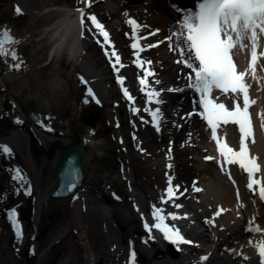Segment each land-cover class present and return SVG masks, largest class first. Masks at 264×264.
Segmentation results:
<instances>
[{
	"label": "rangeland",
	"instance_id": "rangeland-1",
	"mask_svg": "<svg viewBox=\"0 0 264 264\" xmlns=\"http://www.w3.org/2000/svg\"><path fill=\"white\" fill-rule=\"evenodd\" d=\"M44 1L51 0H0V26L10 23L15 29L13 39L19 37L22 19L35 12L33 31L22 39L27 43L21 45L19 42L14 47L23 61L22 69L34 62V67L28 66L29 71L25 76L28 84L21 80V91L18 96H14L10 84L3 82L0 77V95L4 97L3 117L0 118V145H7L12 150L10 156L0 152V161H4L9 166L8 169H21L26 177L25 185L30 183L31 186V195L26 196L21 192L5 203L0 202V264H130L132 252L135 256L131 258V264L182 262V257L178 258L172 252L169 255L166 253L161 240L152 235L153 232L152 238H149V233L143 227L144 221L132 202L133 194L138 193L144 210L140 213L151 224L152 205L162 207L164 214L169 213L172 207V201L163 204L160 202L168 184V176L173 178V186H180L178 193H183L180 198L177 197L178 200L186 203L200 199L198 195L193 197L191 194L193 181L196 184L199 181L198 168L205 166L206 171L211 170L213 173L210 178L216 175L217 163L214 160H206L205 164L198 161L201 153L203 154L199 142L206 140V137L200 129L199 116L190 117L188 123V119H185L189 108L187 97L181 96L177 101L181 103L185 100L187 106L179 104L176 116H173V111L169 112L172 117L168 116L164 108H159L164 116L159 132L152 128L149 116L144 111L151 104H145L147 97L140 91L137 77L144 76L143 68L147 67L154 75L146 78L149 86L146 91L166 90L169 80H176V76L166 78L163 73L167 64L165 62H175L177 54L173 53L171 56L166 42L162 48L164 53L155 47L144 50L139 60L151 63H144L139 69L133 68L130 38L126 35L128 28L116 24L125 21L123 11L127 7L120 6L122 0L113 1L109 5L105 3L108 0H102L96 5L93 8L94 14L99 13L96 17L109 30L112 45L124 65L118 74L125 78L123 87L134 98L133 101H128L121 91V85L116 81L117 73L113 71L109 57L105 55L107 46H101L103 37L99 36L96 29L91 32L85 30L81 38L82 49L74 67L64 52L55 53L50 58L49 52L57 37L52 36L53 29L45 31L44 28L60 16L58 17L55 9L38 12ZM62 2L72 7L81 4L77 0ZM17 7L22 14H17ZM87 12L93 14L91 10ZM86 24L90 27V21L86 20ZM149 33L141 34L145 37ZM147 44L149 43L142 39L141 45ZM125 53L128 54V61L123 60L122 55ZM114 59L113 57L112 60ZM55 62L58 63L56 69ZM11 63L10 59V65ZM176 67L178 64L174 66L173 73ZM9 68L14 70L10 66ZM180 70L185 73L188 69L181 67ZM2 74L3 66L0 63V75ZM81 77L87 84L81 83ZM156 80L160 83L156 84ZM88 88L94 93L95 99L88 97V103H83ZM37 91L53 103L50 110L56 118L68 121L69 132L63 136L55 131L46 132L45 138L40 134L43 153L35 156L30 151L26 127L32 122L26 112L41 101ZM31 93V99L24 102L22 98ZM160 96L163 103L170 101L164 92ZM51 97L57 99V102H53ZM132 107L138 111L131 112ZM167 110L171 108L168 107ZM180 112L183 114H179ZM16 117L23 123H15ZM256 122L260 125L263 120L257 117ZM60 127L64 126L60 124ZM89 128L94 131V138L103 144L104 151H90V161L84 169L82 185L73 195L61 199L56 209L45 210L43 197L54 184L56 165L63 146L78 140ZM178 130L184 133L178 136ZM174 134L179 137L174 146L175 153L172 152L170 139ZM51 151L49 156L46 152ZM167 154L174 157L170 160L174 161L171 168H165L162 160L157 163V159ZM8 169L4 163L0 164V192L1 178L9 175ZM217 181L215 184L220 185ZM128 188H132V192ZM10 206L16 208L22 226L23 236L20 241L16 240L14 230L3 215V211L10 209ZM121 210L123 215L119 214ZM206 210L207 204L201 202L195 208L194 216H201ZM192 226V223L186 225L185 232L197 235ZM27 244L32 245L31 253L25 252Z\"/></svg>",
	"mask_w": 264,
	"mask_h": 264
},
{
	"label": "snow or ice",
	"instance_id": "snow-or-ice-1",
	"mask_svg": "<svg viewBox=\"0 0 264 264\" xmlns=\"http://www.w3.org/2000/svg\"><path fill=\"white\" fill-rule=\"evenodd\" d=\"M78 3H82L84 6L75 9L78 13V22L80 28V37L83 38L85 30L91 32L92 28L86 24V20L90 21L94 26L100 37H103L101 46L106 47L105 55L109 57V62L112 64L113 71L117 73L116 81L121 85V91L128 99L133 101V97L129 94L127 88L123 87L124 77L119 75L120 68L124 67L121 63V57L114 49L109 37V33L105 30L104 26L98 21L94 14L87 12L94 2V0H77ZM173 12L175 13L176 20L179 22L180 30L171 31L165 40L168 42L170 51L178 55L175 63L183 65L184 68L189 71L185 75L187 84L185 88H168L167 91L181 92L190 90L198 96V100H193V111H196L197 105L199 108L198 115L206 121L207 127L211 130V139L215 141L216 152L222 159H217L216 163L221 166V171L228 174L229 180L232 179L231 175L227 172L228 165H238L243 172L247 173V188L252 190L256 185L259 193V197L264 201V184L261 181L255 179L253 174L258 171V165L256 158L250 157L246 147V138H251L253 135L251 122L248 113V107L250 104L248 95V84L245 82L246 74L251 75L254 79L259 80L260 77L255 75L254 64L257 60V47L258 41L261 37H264V0H193V6L186 12L181 13V10L176 5H172ZM18 15L22 14L19 7L16 8ZM127 15V13H125ZM131 26V44L130 48L133 49V56L139 59V53L144 51L145 48H152L163 43V41H157L156 44L140 45L139 39H146V37H138V29L141 25L136 20L129 18L126 21ZM159 32V29L155 32H150L148 35L154 36ZM126 35H128L126 33ZM249 43L246 45L244 41ZM8 45L17 43L9 34L8 30H3L0 33V57H5L12 60L10 67L14 70H21L24 66L22 59L18 56L16 50ZM98 43H101L99 40ZM239 47L241 49L248 48L250 51V59L248 61L247 68L243 71L237 70L234 64L232 51L234 48ZM111 48L109 51L108 49ZM259 56L264 57V51L259 53ZM115 58L114 61L112 58ZM137 68H140L142 64L151 62L140 61L137 63L133 61ZM119 65V67H117ZM144 76H138L137 79L140 84V91L144 92L147 99L145 104L155 103L157 107L155 109L151 107H145L144 111L151 116V123L159 132V123L161 120V112L159 105L163 101L159 98L164 89L156 91L155 89L147 90L148 84L146 78L154 75L149 68H143ZM82 84H87V81L80 78ZM156 84L160 81L156 80ZM214 90H218L221 94L227 95L231 99V106H226L224 103H217L211 97V93ZM88 97L95 99V95L90 88L87 89L85 99L83 103H88ZM242 98L243 105L238 102ZM99 103L98 100H96ZM131 112L136 113L137 108L132 107ZM193 113H188L187 117L190 118ZM46 119H51L49 115ZM143 119V118H142ZM45 127L48 131H52L49 125L44 124L40 119L36 121ZM232 123L238 127L239 131V148L235 150L227 143L223 142L221 138L217 137L216 129L221 123ZM17 124L23 123L19 119L15 121ZM135 138V137H134ZM0 152L6 156L12 154V150L7 145H0ZM205 160H211L213 157L205 156ZM69 167L66 169L67 175L71 177L66 182V190L71 192L76 187V181L79 177L80 169L75 166L74 159L68 160ZM171 168L172 165H168ZM10 179L14 182V192L19 195L23 192L24 195H31L30 183L25 185L26 177L18 167L9 168ZM167 175V174H166ZM168 184L163 190V194L160 197V202L163 204L166 201H173L174 207L180 209V204L174 203V198L183 193H178L179 185L173 186L172 177L168 176ZM233 183H235L233 181ZM196 182L193 181V191H200L195 186ZM185 191H187L185 189ZM56 195H60L59 192ZM237 199L239 195L237 194ZM135 206V205H134ZM139 211V209H137ZM222 209L217 207V211L213 213V217L217 216ZM239 215V213H237ZM152 223L145 221L143 214H141V220L144 221L143 227L149 238L153 229L158 230L163 234V238L177 247L180 244H192L193 241L185 239L181 234L180 229L176 227L174 223H168L166 220L170 217L172 221H176L182 218H187V213L183 217L179 216L176 212H169L167 216L164 215V209L152 205L151 207ZM7 220L9 221L17 241H20L23 236L22 226L18 219V213L15 207L7 211ZM208 225H213L214 220L205 219L204 221ZM223 227V226H221ZM245 231H261L258 225H255L253 221H249ZM251 244V241H249ZM229 252L233 249H226ZM255 250L259 258V264H264V242H257L255 244ZM135 256L132 252L131 258ZM207 259L206 256L199 258V264ZM247 259V257H245ZM198 264V262H193Z\"/></svg>",
	"mask_w": 264,
	"mask_h": 264
},
{
	"label": "bare ground",
	"instance_id": "bare-ground-1",
	"mask_svg": "<svg viewBox=\"0 0 264 264\" xmlns=\"http://www.w3.org/2000/svg\"><path fill=\"white\" fill-rule=\"evenodd\" d=\"M62 1L63 0H51L47 2L44 1L40 7L41 11L39 9L38 12L52 11L54 9L58 12V17L60 16V18H58L53 23L46 25L44 28L45 31L47 29H53L51 34L52 36L57 37V39L53 41L52 44L53 47L49 52V56L51 58L54 55L59 54V52L61 54H63L64 52V55H66V57L69 58L70 61H72V67H74V62L77 60L82 49V44H81L82 39L80 37L78 13L75 12V9L79 7H83L84 5L81 3L78 7H72L66 3L64 4ZM113 1H117V0H108L105 3L106 5H109ZM122 1L123 4L125 5L126 4L129 5L132 3V0H122ZM100 2L103 1L94 0L91 7L87 10H91L93 11L92 13H94L93 8L96 5L98 6ZM192 6H193V2H190L188 8ZM23 10L26 11V9ZM145 17L146 19H145V24L142 25L143 27H147L146 25L150 26L152 28V32H155V30L159 29V32L156 35L154 36L147 35L146 40L150 42L152 39H154V43L156 44L157 41H162L163 39H165V37L167 36L166 35L167 31L165 32V28H166L165 23L171 22L167 13L163 12L162 9L159 8V6H157V8H152L151 17L150 16H145ZM34 18H35V12H32L28 14L25 19H22L21 32L19 34V37L15 38V41H17V43L12 45L7 44L6 47L13 48V46L15 47V45L18 44L19 42H21V45L27 43L25 42L26 40H22V39L27 37L33 31L32 22ZM103 20L106 21V19L104 18ZM106 25H108V23H106ZM5 29L8 30V34L10 36L14 35L13 33H15V29L12 28L10 23L6 22L3 25H1L0 33H2L3 30ZM244 43L247 45L249 42L245 40ZM156 48L162 51V53H164V50L162 49L164 48V43L158 44ZM246 49L247 48H244V50ZM263 50L264 49L262 47H257L258 55H257V60L255 61L254 64L255 75L257 77H260V79L259 80L254 79L249 74H246L245 77V82L249 86L248 87V95L250 100L249 107L250 110H252V118L254 120H256L257 117H262V118L264 117V57L259 56V53ZM173 53L174 52L170 53L171 56ZM122 57L123 60L128 61L127 53L122 55ZM176 57L178 58V55ZM237 57H238V62L236 61L237 69L239 71L245 70L247 68L248 61L250 59V51L248 50L247 53H244L243 55L238 54ZM0 63L3 66V74L0 75L2 81L10 84L13 95L18 96V92L21 91L20 81L24 80V83L28 84V79L25 78V76L29 71L28 66L29 68L34 67V62L33 63L30 62V65L28 64L26 69H21L19 71L11 70L9 68L10 57L8 58L0 57ZM40 63H42V61ZM165 63L167 64L165 69L163 70V73L165 74L166 78L169 79L176 76L175 78L176 80L173 81L169 80L168 82L169 85H167L168 87L166 89L185 88L187 81L184 77L187 74V72L184 73V71L180 70V68L183 67V65L178 64V67H176V70H174L173 73V68L174 66H177V63L171 61V63L168 64V60H166ZM257 63H259V65ZM56 64L58 63L55 62L54 69H56L57 67ZM170 74H172L173 76H171ZM252 81H257L259 86L256 85L253 87L251 83ZM214 91H215L214 92L215 96H218L220 98V100L218 101L219 103H223L222 101L223 98L224 104L226 106H231V99L229 96L221 94L218 90H214ZM37 92L40 95L41 101L36 103L37 105H35V108H33V110L43 115L44 113L51 111V114L49 115L55 117L53 111L50 110L53 107L52 106L53 103L49 101L46 97H44L41 93H39V91ZM166 94L170 101H168L167 103H162L158 107L161 109L164 108L168 116L171 115L169 112L172 111V108H176L179 104H181L184 107L187 106L185 104L186 102L185 100L184 102L181 101V103L177 102L180 100L181 96L187 97L188 98V99L186 98L187 102L191 101L190 106L192 108H190V110L193 109V100L194 99L197 100L196 94L187 89L181 92L168 91V93ZM31 95L32 93L27 96H24L22 100L24 102L30 100ZM51 99L53 102L54 100L57 102V99H54L52 97ZM240 101H242V98ZM3 102H4V97L3 95H0V114L4 110ZM152 106L151 108L153 109L157 107L155 103H152ZM168 107H170L171 110H167ZM197 109L198 108H196V110ZM190 120L191 118H188L187 123ZM149 121H151V116ZM163 123L164 121L163 119H161L159 126L160 125L162 126ZM66 124H67L66 126H68V121L66 122ZM261 128L264 129V122H262ZM235 129H236L235 125L234 128L232 129L228 128V134L231 141L232 139L233 140L237 139V137L234 134ZM65 130L66 132L69 131L68 128ZM252 132H253L252 141L249 138L248 143L250 144V148L253 156L256 158L257 165L260 166L259 172L258 171L255 172L253 176L255 179L260 180L261 184H264V178H263L264 175V137L263 136L264 135L261 136V134L258 131V128L255 125L252 126ZM182 133H184L182 130H178V133L176 134L180 136L182 135ZM151 134L153 133L151 132ZM176 134H174V136L170 138L172 139L171 147H172V152L174 153H175L174 146L176 144L177 139H179V137ZM42 136L43 138H45L46 135L42 134ZM82 137L83 136H81L78 140L74 141V143H80L85 149L86 151L85 168H87L88 163L90 161L91 152L97 151L101 153L102 151H104V146L99 139L94 138L95 136L91 130H88V132L85 133V137H84L85 140ZM151 141H153L152 138ZM203 144L205 146H209L208 140L204 141ZM209 156L211 157L214 156L212 151L209 152ZM171 158L174 157H171L170 154H167L166 156L157 159V163L162 160V163L164 164L165 168H168L167 166L169 164L174 166V161L173 162L170 161ZM198 161L202 164L206 163L205 160L201 158ZM232 168H234V170H232ZM215 169H216V175L212 176V178H210V176L212 175L213 172H210L211 170L206 171L205 166L197 169L200 172L199 181L197 183L200 191L198 194H196L198 195V197H200L199 200L188 201L186 202V206L184 207L182 203H177L179 201L177 196L174 198V203L180 204L182 206L180 209H176L172 201L173 208L171 209L170 212H176L181 217H183L184 214L187 213V218H182L176 221H172L171 218L169 217V220L171 223H174L176 227L180 229V232L185 237V239L191 240L193 241V243L180 244L177 247V245H174L171 242L165 240L163 238V234L156 229L152 230L153 232L152 235H156L161 240L160 243H162V245L164 246V250L167 251L166 252L167 254L168 253L170 254L172 252L173 254H175L176 257L178 258L182 257L183 261L175 264H193L194 261L198 262L199 264V258L201 256L207 257V259L203 262V264H259V258L255 250V244L257 242H264V201L260 199L256 185L253 186L252 190L247 188L246 186L247 173L243 172V170L236 171L234 165H228L227 172L232 177V179L229 180L228 174H226L224 171H221L220 165H217ZM216 181L217 183H220V185L215 184ZM233 181L235 183H233ZM128 189L130 192H132L133 190L132 188H128ZM237 194L239 195V199H237ZM133 196H134V199L132 200L133 206L135 205V208L139 209V211L137 210L139 214H142L140 212H144V210L141 204V199L138 196V193L133 194ZM201 202L207 204V210L205 211L204 215L200 213L201 216L195 217L194 210L197 206H200ZM156 206L158 207V205ZM218 206L220 209H222V211H220V213L217 216L213 217V213L217 211ZM237 213H239V215H237ZM119 214L123 215V210H121ZM206 218L214 220V224L213 225L206 224L204 222ZM249 221H253L255 225H258L261 231H245V228L248 226ZM190 223H192L193 231L197 235H192L190 233H187V231L185 232L183 230L184 229L183 226ZM199 227H201V229ZM249 241H251V244L249 243ZM182 246L183 248H181ZM226 249H233L234 251L229 252ZM160 254L162 255V252H160ZM245 257H247V259H245Z\"/></svg>",
	"mask_w": 264,
	"mask_h": 264
},
{
	"label": "water",
	"instance_id": "water-1",
	"mask_svg": "<svg viewBox=\"0 0 264 264\" xmlns=\"http://www.w3.org/2000/svg\"><path fill=\"white\" fill-rule=\"evenodd\" d=\"M31 116L33 119L37 120V116ZM31 151L34 154H39V139L37 137H34L31 135ZM85 140V138H83ZM49 156L51 152H48ZM72 158L75 161V166L80 169L79 177L76 181V187L71 191L68 192L66 190V182L71 179L69 175L66 173V169L69 167L68 160ZM86 159V151L83 148V146L80 143H72L69 145H66L62 148L60 154H59V161L56 167L55 171V184L54 186L49 190V192L46 193L44 196V207L45 210H53L56 209L61 199L67 197L72 192L75 191V189L82 183L84 180V167H85V160ZM11 179H4L2 180V193H1V199L3 201H6L7 198L12 197V193L14 192V187L12 185ZM59 192L60 195H56V193ZM30 246H26L25 252L29 250Z\"/></svg>",
	"mask_w": 264,
	"mask_h": 264
},
{
	"label": "flooded vegetation",
	"instance_id": "flooded-vegetation-1",
	"mask_svg": "<svg viewBox=\"0 0 264 264\" xmlns=\"http://www.w3.org/2000/svg\"><path fill=\"white\" fill-rule=\"evenodd\" d=\"M3 117V116H2ZM54 124H52L51 123V129H52V131H55V132H57L58 134H59V130L57 129V125L56 126H54L55 128H53L52 126H53ZM28 126L29 125H27V128H28ZM51 132V131H50ZM30 145H31V141H30ZM41 153H43V150H42V152ZM47 154H49L48 152H46ZM45 153V154H46ZM51 154H52V151H51V153H50V156H51ZM5 160V159H4ZM6 161V160H5ZM4 163V165H5V168L7 169L9 166L4 162V161H1V163L0 164H3ZM0 202L1 203H4V202H2V200L0 199ZM11 207L12 206H10V209H11ZM9 209V208H8ZM3 215H4V217H5V219L7 220V213L5 212V210L3 211ZM8 221V220H7ZM9 222V221H8ZM18 255V254H17Z\"/></svg>",
	"mask_w": 264,
	"mask_h": 264
},
{
	"label": "trees",
	"instance_id": "trees-1",
	"mask_svg": "<svg viewBox=\"0 0 264 264\" xmlns=\"http://www.w3.org/2000/svg\"><path fill=\"white\" fill-rule=\"evenodd\" d=\"M92 119V118H91Z\"/></svg>",
	"mask_w": 264,
	"mask_h": 264
}]
</instances>
